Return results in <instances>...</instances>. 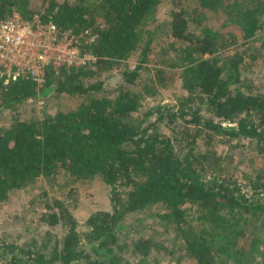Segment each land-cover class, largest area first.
Returning a JSON list of instances; mask_svg holds the SVG:
<instances>
[{"label":"trees","instance_id":"1","mask_svg":"<svg viewBox=\"0 0 264 264\" xmlns=\"http://www.w3.org/2000/svg\"><path fill=\"white\" fill-rule=\"evenodd\" d=\"M159 1L101 0L99 22L98 10L81 0H49L38 14L41 21L73 33L102 23L93 45L98 61L58 73L47 68L40 87L26 76L0 83V110H16L51 92L84 97L73 109L27 121L15 118L0 127V200L38 176L65 171L75 179L98 176L109 188L110 208L89 214L80 229L62 202L53 201L44 221L59 224L62 236L46 231L41 242L27 246L0 239V264H157L149 257L164 243L125 234L128 217L134 224L149 218L178 234L195 264H253L257 253L264 259V175H244L239 183L220 174L214 152L196 148L197 138L210 142L222 135L248 139L264 152V89L241 91V61L216 55L223 42L205 23L209 14L231 10L242 37L248 38L264 24V1L176 0L169 32L179 44L185 95L176 106L154 108L156 120L145 127L129 122L142 105V92L133 88L141 64L120 72L112 97L105 96L101 82L84 81L137 50L147 16ZM14 11L25 19L36 13L30 0H0V20ZM147 49L142 48V61ZM143 87L152 94V86ZM177 120L190 124L182 143L154 127ZM187 204L198 207L196 232L184 226ZM154 205L162 208L152 210Z\"/></svg>","mask_w":264,"mask_h":264},{"label":"rangeland","instance_id":"2","mask_svg":"<svg viewBox=\"0 0 264 264\" xmlns=\"http://www.w3.org/2000/svg\"><path fill=\"white\" fill-rule=\"evenodd\" d=\"M48 1L30 0L34 13H41ZM81 1L98 10L95 21H103L98 7L101 0ZM176 4V0H160L147 16L137 50L126 60L84 78L85 82H101L104 85L105 96L112 97L118 88L120 72L141 64L138 70V83L133 88L142 92L143 98L141 107L129 118L133 125L147 126L156 120L157 113L152 111L154 108L160 104L176 106L179 98L185 95L179 79L181 69L178 60L179 44L173 40L169 32L171 11ZM231 14V10L221 8L217 14H209L205 21L223 42L216 55L226 62L231 59L241 61L238 82L241 91L262 92L264 24L257 27L250 37L243 38ZM146 45L148 49L145 60L142 61L141 52ZM144 83L152 86V94L145 91ZM83 100V96L65 93L51 92L45 96L39 95L36 99L27 100L17 106L16 110H0V127L9 126L15 118L27 121L33 117L40 118L44 113L55 114L58 111L73 109ZM189 125L177 120L172 125L157 122L154 127L159 134L181 140L182 143L188 137L185 132L190 128ZM196 146L199 150L214 152L218 168H221L220 174L236 178L239 183L244 181V175H264V152L248 139L228 140L225 136L217 135L209 142L201 136L196 139ZM55 200L61 201L71 212L80 229H85V221L89 214L110 208L109 188L98 176L90 180L75 179L65 171H58L49 176L41 175L24 188L12 191L6 199L0 200V239L7 243L27 246L41 242L46 231L58 237L62 236L61 226L48 225L43 216L47 207ZM161 208L154 205L152 210ZM185 212V229L196 232L200 225L196 218L199 213L198 207L187 204ZM125 224L127 228H124L123 232L132 238L152 237L155 241L164 243L165 248L162 251L153 250L149 257L150 261L156 258L157 264H195L193 257L186 253L181 237L175 232L155 224L149 218L134 224L132 217H128ZM252 263L264 264V259L257 253Z\"/></svg>","mask_w":264,"mask_h":264},{"label":"built area","instance_id":"3","mask_svg":"<svg viewBox=\"0 0 264 264\" xmlns=\"http://www.w3.org/2000/svg\"><path fill=\"white\" fill-rule=\"evenodd\" d=\"M102 28L100 23L77 33L61 31L38 14L25 19L12 12L0 20V83L26 76L40 87L47 68L58 73L61 68L93 66L98 61L93 45Z\"/></svg>","mask_w":264,"mask_h":264}]
</instances>
